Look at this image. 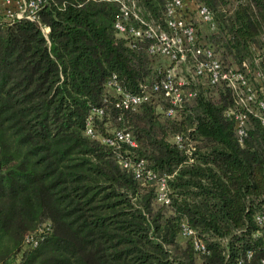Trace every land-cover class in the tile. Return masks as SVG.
<instances>
[{"label": "trees", "instance_id": "16d2710c", "mask_svg": "<svg viewBox=\"0 0 264 264\" xmlns=\"http://www.w3.org/2000/svg\"><path fill=\"white\" fill-rule=\"evenodd\" d=\"M136 1L146 21L165 26L168 0ZM196 3L214 23L186 2L181 13L200 44L263 95L264 0ZM122 16L114 0H49L36 20L0 19V262L264 264V224L256 219L264 212V125L256 103L249 111L225 84L190 80L184 90L195 94L167 114L169 98L154 89L164 56L129 27L121 34ZM111 83L148 97L125 107ZM228 109L246 112L244 134ZM126 160H144L156 176H137ZM160 176L167 202L158 199ZM183 224L193 235H181Z\"/></svg>", "mask_w": 264, "mask_h": 264}, {"label": "built area", "instance_id": "2783aa9c", "mask_svg": "<svg viewBox=\"0 0 264 264\" xmlns=\"http://www.w3.org/2000/svg\"><path fill=\"white\" fill-rule=\"evenodd\" d=\"M49 0H0V19L5 21L28 18L36 20L39 10L44 7ZM120 4L122 19L116 21L115 27L122 34L128 30L137 36L144 35L152 39L149 46V52L154 55H161L169 60V64L165 67V75L159 82L154 84V89H162L164 94L169 98L171 106L166 110L167 114H173L176 106L182 105L184 98H188L195 94L194 89L184 90V85L190 80L223 83L233 90L235 99L243 104L245 108L252 111V102L256 103V114L261 123L264 125V92L263 87L260 90L249 80L243 71L235 68H224L219 59L215 56L210 47L200 44L195 27L186 22L182 16V10L186 8L188 2L189 8L194 9L197 17L205 24L213 27L212 13L205 5H199L197 0H168L165 7V26L159 22L146 21L138 7L136 0H114ZM135 18L144 24V29L128 26L124 21ZM43 32L47 35L49 28L41 25ZM185 66L188 75L181 77L177 73L179 66ZM254 76L261 80L260 71H254ZM118 92H123L122 88L114 83ZM261 92V93H262ZM121 104L125 107L136 106L145 99L147 93L123 92ZM226 115L233 117L236 123V129L239 134H244V123L246 112L228 109ZM117 137L127 140L131 144H136L131 134L122 130L117 131ZM181 140L179 135L175 138ZM108 141L113 142L111 138ZM126 166H133L137 176H144L145 179L151 180L155 177V173L144 165V160H140L133 164L125 161ZM167 183L166 177L160 176L157 181V193L160 201L167 202ZM256 219L264 224V212L256 214ZM182 236L193 235V230L186 224H183L181 230ZM194 246L198 250H204L203 242L193 237ZM0 264H2L0 262ZM13 264V263H9Z\"/></svg>", "mask_w": 264, "mask_h": 264}, {"label": "rangeland", "instance_id": "374dc122", "mask_svg": "<svg viewBox=\"0 0 264 264\" xmlns=\"http://www.w3.org/2000/svg\"><path fill=\"white\" fill-rule=\"evenodd\" d=\"M191 10H192V12H195L194 9H191ZM194 15H195V14H194ZM195 16H196V15H195ZM193 17H194V16H193ZM193 17H192V18H193ZM206 26H207V25H203V24H202V26L200 27L201 31H203L204 29H206ZM200 42L202 43L203 40L200 39ZM160 61H161L162 65H163L164 67H166V66L169 64V60H168L166 57H161ZM177 73H178V75L181 76V77H185L186 75H188L187 68H186L185 66H183V65L179 66V68L177 69Z\"/></svg>", "mask_w": 264, "mask_h": 264}]
</instances>
